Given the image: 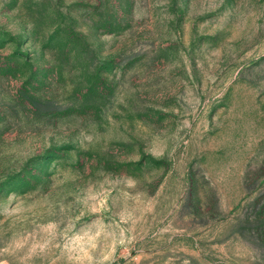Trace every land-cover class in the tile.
Wrapping results in <instances>:
<instances>
[{"label":"rangeland","instance_id":"1","mask_svg":"<svg viewBox=\"0 0 264 264\" xmlns=\"http://www.w3.org/2000/svg\"><path fill=\"white\" fill-rule=\"evenodd\" d=\"M0 264H264V0H0Z\"/></svg>","mask_w":264,"mask_h":264}]
</instances>
